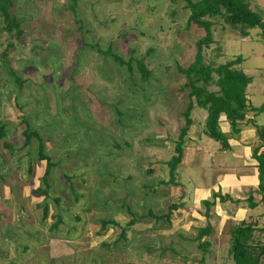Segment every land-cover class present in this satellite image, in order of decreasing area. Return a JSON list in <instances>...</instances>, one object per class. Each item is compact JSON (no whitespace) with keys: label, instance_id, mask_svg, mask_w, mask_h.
<instances>
[{"label":"rangeland","instance_id":"374dc122","mask_svg":"<svg viewBox=\"0 0 264 264\" xmlns=\"http://www.w3.org/2000/svg\"><path fill=\"white\" fill-rule=\"evenodd\" d=\"M69 3L13 0L20 37L10 38L0 19V121L6 124L0 173L9 177L2 190H11L0 199V248L5 232L18 239V248L26 246L16 264H236L227 252L233 222L222 223L218 213L223 195L195 198L185 178L194 179L197 171L189 166L177 165L183 168L175 172L187 189L168 181L167 161L189 102L178 67L193 61L204 29L187 23L183 0H77L75 13ZM247 3L249 13L264 21V0ZM212 22L205 62L239 57L235 66L251 79L250 104L262 105L260 29L242 35L237 22ZM109 47L124 60L141 59L151 71L148 80L140 78L134 60L128 70L104 55ZM10 70L24 80L21 88ZM205 115L194 104L184 147L201 136ZM263 115H256V124H264ZM22 117L56 163L47 186L39 181L45 162L37 158V139L24 143ZM169 204L176 205L170 212ZM149 210L168 211V220L157 221ZM102 220L112 223L102 229ZM207 224L211 231L202 240L213 255L194 240Z\"/></svg>","mask_w":264,"mask_h":264},{"label":"trees","instance_id":"16d2710c","mask_svg":"<svg viewBox=\"0 0 264 264\" xmlns=\"http://www.w3.org/2000/svg\"><path fill=\"white\" fill-rule=\"evenodd\" d=\"M185 7L189 10L187 23H193L204 29V36L196 42V51L193 61L186 67H178L180 72L184 75L185 83L183 86L189 89V102L183 112L184 126L179 129L177 140L174 145V155L167 161L169 167L168 181L174 185L176 167L181 162L183 150L185 145V136L187 130L192 123L190 118V111L194 104L206 110V117L204 121V135L218 141L223 149H227L228 137L222 132L220 125V116L224 115L227 123L230 126V135H237L243 124H252L256 127L257 136L260 140V146H264V125L258 126L254 124V118H248L247 114L252 113L256 116L264 113V103L258 107H253L250 104L248 95L246 93L247 85L250 83V76H248L242 69L236 67L235 64L239 62V58L227 61L225 63L213 65L206 63L203 55V47L207 46L212 41V19L215 17L222 18L224 21L237 22L240 26V33L242 35L248 34V29H260V36L264 40V21L258 13H249L247 0H183ZM77 0H70L67 5L68 9L75 13ZM13 5V0H0V19L3 23V30L10 36V38L20 37L22 29L20 27V19L10 12ZM80 24L79 20L76 19ZM9 47L12 44H8ZM120 65H125L128 70H132L131 62L135 61V67L144 81L148 80L151 71L147 68L141 59L124 60L120 55L114 53L111 48H107L102 52ZM12 74L14 81L21 88L23 81L19 78L13 70L9 71ZM22 123L25 124L23 135L25 137V145L30 144V138L35 137L38 141L37 158L39 161L45 162L44 172L39 178V181L44 182L45 186L48 183V176L52 169L56 167L50 156L45 151L43 140L39 133L31 128L27 119L22 117ZM6 124L0 121V140L5 136ZM3 145L9 146L7 141H3ZM118 145V144H117ZM259 146L253 149L252 155L258 161L259 171V185L258 191L262 194L261 200L264 202V151L258 153ZM28 171H32L31 164L28 166ZM8 174L0 173V187L6 181ZM40 187V186H39ZM41 188V187H40ZM36 190H42V188ZM35 190V191H36ZM20 194L21 192L18 191ZM45 191L43 192V194ZM216 194H213L215 196ZM223 199V197H221ZM174 204L168 205L169 212ZM44 213L47 215L48 207L44 206ZM148 215L154 216V219L161 220L162 218L168 220V211L164 215H154L152 210H149ZM134 222L133 219L129 224ZM112 223L111 220L100 221L101 228L104 229L107 224ZM211 231L210 225L207 224L203 228L197 230V235L194 237L198 241V246L204 252L208 246V242L203 241L202 237L207 236ZM230 242L228 254L236 264H264V227H256L252 223L240 222L230 228ZM123 235V232L122 234ZM256 235V236H255ZM262 238V241L258 239Z\"/></svg>","mask_w":264,"mask_h":264},{"label":"crops","instance_id":"0c3cea01","mask_svg":"<svg viewBox=\"0 0 264 264\" xmlns=\"http://www.w3.org/2000/svg\"><path fill=\"white\" fill-rule=\"evenodd\" d=\"M236 67H238V64ZM248 98L250 101L249 95ZM247 117L254 118V124H256L255 119L257 116H253L250 112ZM204 121L201 127V136L199 138L196 137L195 140H188L190 143L184 147L182 160L178 164V166L181 164L185 167H192V169L197 171H192L195 174L194 179L185 178L186 181L192 183L194 197L201 199L202 196L206 197L212 192L220 193L223 195V199L225 198V202H222L223 206L219 203L220 208H218V213L222 216V223L232 221L233 226H235L243 221L252 223L256 227H264V202L261 200L262 194L258 191V161L252 155L253 149L259 146L258 153H260L264 151V146H260L261 142L258 139L256 127L252 124H243L240 132L232 136L230 135V126L225 116L221 115V130L228 137L229 146L227 149H223L218 141L214 142L215 140L204 135ZM256 125L263 126L264 124L259 123ZM218 152L223 158L219 155L217 157L214 155V153L218 154ZM227 157L233 159L234 162L229 161ZM179 168L176 171L180 172L183 167L180 166ZM187 171L185 169V175H187ZM175 182L178 185L173 186L187 189L182 178H175ZM10 195V189L5 191L0 187V199H6L7 196L9 198ZM11 205L12 202L9 203L8 208ZM6 213L7 211H5L4 215ZM216 220L220 221V218H216ZM1 235V239L5 241V247L0 248V260L7 262L3 264H16L15 262H18L21 258L20 256L27 250L26 246L18 248L17 238L8 236L5 232ZM258 239L262 241L261 237ZM214 252L215 250L212 249L205 251L204 254L213 255ZM213 258L216 257L213 256Z\"/></svg>","mask_w":264,"mask_h":264}]
</instances>
